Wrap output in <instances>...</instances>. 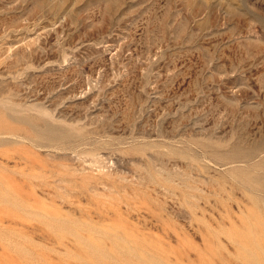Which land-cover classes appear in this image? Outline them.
Returning a JSON list of instances; mask_svg holds the SVG:
<instances>
[{"label": "rangeland", "instance_id": "1", "mask_svg": "<svg viewBox=\"0 0 264 264\" xmlns=\"http://www.w3.org/2000/svg\"><path fill=\"white\" fill-rule=\"evenodd\" d=\"M0 264H264V0H0Z\"/></svg>", "mask_w": 264, "mask_h": 264}]
</instances>
